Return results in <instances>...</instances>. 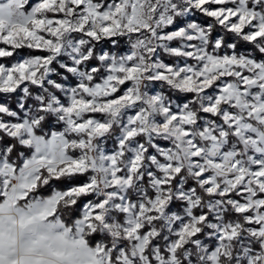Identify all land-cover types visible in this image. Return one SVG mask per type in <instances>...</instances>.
<instances>
[{
  "label": "snow or ice",
  "instance_id": "1",
  "mask_svg": "<svg viewBox=\"0 0 264 264\" xmlns=\"http://www.w3.org/2000/svg\"><path fill=\"white\" fill-rule=\"evenodd\" d=\"M0 264H264V0H0Z\"/></svg>",
  "mask_w": 264,
  "mask_h": 264
}]
</instances>
